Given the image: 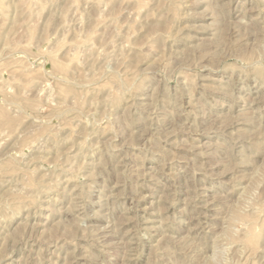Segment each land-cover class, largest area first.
Listing matches in <instances>:
<instances>
[{"label":"rangeland","instance_id":"rangeland-1","mask_svg":"<svg viewBox=\"0 0 264 264\" xmlns=\"http://www.w3.org/2000/svg\"><path fill=\"white\" fill-rule=\"evenodd\" d=\"M0 84V264H264V0H0Z\"/></svg>","mask_w":264,"mask_h":264},{"label":"bare ground","instance_id":"bare-ground-1","mask_svg":"<svg viewBox=\"0 0 264 264\" xmlns=\"http://www.w3.org/2000/svg\"><path fill=\"white\" fill-rule=\"evenodd\" d=\"M121 46H122V45H121ZM86 47H87V46H86ZM75 48H76V47H75ZM90 48H91V47H90ZM90 48H88V49H90ZM123 48H124V47H123ZM77 49H78V48H77ZM77 49H75V50L77 51ZM88 49H86V50H88ZM121 49H122V47H121ZM75 50H74V51H75ZM76 51H75V52H76ZM78 51H79V50H78ZM78 51H77V52H78ZM88 51H89V50H88ZM88 51H87V52H88ZM75 52H74V53H75ZM78 54H79V53H78ZM72 57H73V55H72ZM71 59H72V58H71ZM78 59H79V58H78ZM78 59H77V61H78ZM77 63H78V62H77ZM59 69H60V68H59ZM61 69H62V68H61ZM57 71H58V70H57ZM60 71H61V70H60ZM60 71H58V72L60 73ZM20 72H21V71H20ZM62 72H63V70H62ZM21 73H22V72H21ZM21 73H20V74H21ZM26 74H27V72H26ZM30 77H31V76H30ZM31 78H32V77H31ZM2 85H3V84H2ZM0 87H1V84H0ZM3 87L5 88V85H4ZM59 87H61V86H59ZM33 88H34V87H33ZM61 88H62V87H61ZM59 89H60V88H59ZM62 89H63V88H62ZM65 89H67V90H63L64 93H65V91H66V94H69V93L71 92V91H70V92H67V91L70 90V89H68V88H65ZM73 92H75V91H73ZM60 93H61V91H60ZM71 93H72V92H71ZM60 95L62 96L63 94H60ZM69 96H70V95H69ZM69 96H68V97H69ZM65 97H66V95H64L63 98H65ZM73 97H74V96H73ZM69 98H70V97H69ZM77 106H78V103H77ZM80 109H81V107H80ZM5 115H6V113H5ZM4 120H5V119H4ZM3 122H4V121H3ZM17 137H20V136H17ZM66 140H67V139H66ZM67 141H68V140H67ZM73 142H74V141H73ZM28 143H29V142H28ZM79 143H80V142H79ZM152 190H153V189H152ZM74 197H75V196H74ZM237 206H238V205H237ZM233 211H234V210H233ZM237 211H238V210H237ZM237 211L235 210L234 215L237 214ZM239 214H240V213H239ZM229 215H230V214H229ZM235 216H236V215H235ZM238 217H240V216H238ZM242 217H243V216H242ZM232 218L235 219V217H232ZM232 218H231V219H232ZM253 233H254V232H253ZM251 234H252V233H250V235H251ZM245 238H246V237H245ZM249 238H250V237H249ZM249 238H246V240H247V241H250L252 238L255 239L256 237L254 236V237H252L251 239H249ZM254 239H253V241H254ZM246 240H245V242H246ZM253 241H252V244H254ZM215 244H216V243H215ZM247 244H250V242L247 243ZM215 262H216V261H215Z\"/></svg>","mask_w":264,"mask_h":264}]
</instances>
